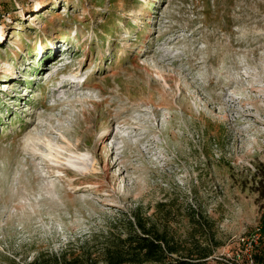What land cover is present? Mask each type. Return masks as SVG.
Here are the masks:
<instances>
[{"label": "rangeland", "instance_id": "1", "mask_svg": "<svg viewBox=\"0 0 264 264\" xmlns=\"http://www.w3.org/2000/svg\"><path fill=\"white\" fill-rule=\"evenodd\" d=\"M1 34L0 264L91 243L135 208L175 240L198 220L215 256L253 264L264 0H0Z\"/></svg>", "mask_w": 264, "mask_h": 264}, {"label": "trees", "instance_id": "2", "mask_svg": "<svg viewBox=\"0 0 264 264\" xmlns=\"http://www.w3.org/2000/svg\"><path fill=\"white\" fill-rule=\"evenodd\" d=\"M193 223V217L188 218ZM186 232L183 240L167 236V229L140 208L120 214L100 239L69 247L59 253L38 255L28 264H235L219 258L214 249L219 246L213 235L204 234L198 224ZM260 246L251 248L253 264H264V218L260 224Z\"/></svg>", "mask_w": 264, "mask_h": 264}, {"label": "bare ground", "instance_id": "3", "mask_svg": "<svg viewBox=\"0 0 264 264\" xmlns=\"http://www.w3.org/2000/svg\"><path fill=\"white\" fill-rule=\"evenodd\" d=\"M0 39H3V35H2V34L0 35ZM50 48L52 49L53 52L55 51V53H56V51H57V47H56V45L53 44V45L50 46ZM68 49H69V48H67L66 51H68ZM55 53H54V54H55ZM62 54H63V53H61L60 56H61ZM58 57H59V56H58ZM64 58H65V57H61V60L64 59ZM56 59H57V57L54 58L50 63H48V64L45 66L44 69H42V70H43V71H42L43 74L46 73V72H48L49 69L47 68V66L50 65L51 63H53ZM64 67H65V66H64ZM64 67H62V68H64ZM49 78H50V77H49ZM49 78H47V79H49ZM0 85H4V87H5V86H7V83H1ZM62 86H64V87H69V88H70V87H73L74 85H73V84H69L67 81H64V83H63ZM2 89H3V88H2ZM4 89H5V88H4ZM99 107H100V104H99V103H96V102L93 103V109H94L95 111H98ZM106 123H107V121H106ZM85 132L87 133V130H85ZM110 134H111V132L106 133L105 135H103V136L100 138V142H101V143H104V142L107 140V138L110 136Z\"/></svg>", "mask_w": 264, "mask_h": 264}]
</instances>
